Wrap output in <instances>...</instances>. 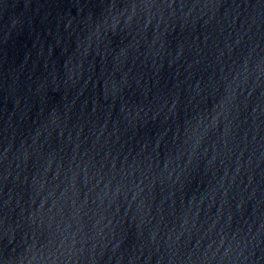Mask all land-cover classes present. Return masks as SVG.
Instances as JSON below:
<instances>
[{"label": "water", "instance_id": "water-1", "mask_svg": "<svg viewBox=\"0 0 264 264\" xmlns=\"http://www.w3.org/2000/svg\"><path fill=\"white\" fill-rule=\"evenodd\" d=\"M0 264H264V0H0Z\"/></svg>", "mask_w": 264, "mask_h": 264}]
</instances>
